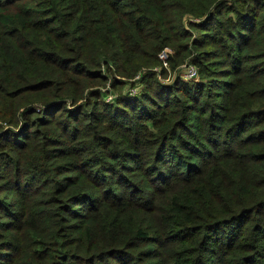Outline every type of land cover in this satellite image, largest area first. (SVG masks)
I'll return each instance as SVG.
<instances>
[{
  "label": "trees",
  "instance_id": "16d2710c",
  "mask_svg": "<svg viewBox=\"0 0 264 264\" xmlns=\"http://www.w3.org/2000/svg\"><path fill=\"white\" fill-rule=\"evenodd\" d=\"M0 264H264V0H0Z\"/></svg>",
  "mask_w": 264,
  "mask_h": 264
},
{
  "label": "built area",
  "instance_id": "2783aa9c",
  "mask_svg": "<svg viewBox=\"0 0 264 264\" xmlns=\"http://www.w3.org/2000/svg\"><path fill=\"white\" fill-rule=\"evenodd\" d=\"M170 50H171L170 47L167 46L160 52V56L163 60L164 65L166 66L169 65L168 55H169ZM182 71L181 72L185 77H194L198 74V67L194 63H184L182 65Z\"/></svg>",
  "mask_w": 264,
  "mask_h": 264
},
{
  "label": "rangeland",
  "instance_id": "374dc122",
  "mask_svg": "<svg viewBox=\"0 0 264 264\" xmlns=\"http://www.w3.org/2000/svg\"><path fill=\"white\" fill-rule=\"evenodd\" d=\"M183 72V71H182ZM184 76V75H183ZM185 77V76H184ZM195 77V76H194ZM172 78H173V76H170V75H166V76H164L163 77V79L165 80V81H171L172 80ZM186 78H192V77H186ZM162 79V78H161ZM140 88H135V90H133L134 92L135 91H138ZM111 96V95H110Z\"/></svg>",
  "mask_w": 264,
  "mask_h": 264
}]
</instances>
